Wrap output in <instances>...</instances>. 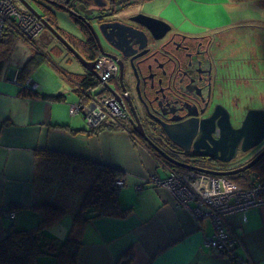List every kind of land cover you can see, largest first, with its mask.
<instances>
[{"label": "crops", "instance_id": "1", "mask_svg": "<svg viewBox=\"0 0 264 264\" xmlns=\"http://www.w3.org/2000/svg\"><path fill=\"white\" fill-rule=\"evenodd\" d=\"M131 1L128 7L135 4ZM233 1L237 4L233 6L251 1L264 10V0ZM39 39L34 43L47 56L44 62L20 78L35 51L30 43L19 40L0 75V241L12 230L35 229L42 210L35 207L45 203L66 211L44 235L55 243L65 241L98 165L121 172L117 179L123 185L116 192L120 205L130 213L122 218L95 216L87 222L75 264H234L206 245L205 240L215 232L210 218H197L178 206L168 190L150 181L166 178L170 168L144 142L124 129L95 133L83 116L72 114V104L83 99L72 75L84 70L71 73L59 68L57 57L72 54L66 48L62 54L61 43L48 31ZM18 44H22L20 54L13 56ZM41 67H45L43 75L35 74ZM26 87L39 95L24 96ZM61 95L60 100L51 98ZM9 212H14L13 220L7 217ZM245 215L246 220L241 213L227 219L228 230L240 240L238 264H264V206ZM36 264H59V260L52 254H40Z\"/></svg>", "mask_w": 264, "mask_h": 264}, {"label": "flooded vegetation", "instance_id": "2", "mask_svg": "<svg viewBox=\"0 0 264 264\" xmlns=\"http://www.w3.org/2000/svg\"><path fill=\"white\" fill-rule=\"evenodd\" d=\"M64 1L60 0L61 3ZM77 1L79 0H70L71 8L76 12ZM103 1L107 3L106 9L113 12L111 21H119L123 25L147 34L146 39L138 34L136 36L138 43H129L124 51L116 49L107 42L110 52L105 50L106 54H104L112 57L111 64L116 68L108 84L114 94L105 91L100 97L109 98L117 107L118 123L124 130L144 142L152 153L169 163L168 166L160 160L168 168L171 166L175 170H184L195 175L207 173L177 166L164 157L196 169L230 172L246 166L264 152L263 139L259 145L246 152L242 151L240 145L234 159L221 162L193 154V147L185 152L172 143L164 128L190 121L196 122L199 129L194 136V142L200 135L201 124L209 120L210 122L207 123H212L214 126L211 138L217 140L221 136L223 126L238 129L250 109H264L262 101L264 92L259 97L261 106L251 107L241 102L239 93L241 89L246 88L244 78L239 81V93L232 87L233 69L234 73L241 71L245 63H242L245 54L251 46L254 47L251 39L248 47L246 37L248 34L239 30L246 24L203 31H187L179 27L174 28L175 25L170 24L171 31L156 40L143 26L130 20L138 13L124 16L125 11L118 9L116 0ZM80 2L86 5L95 4V1L88 0H80ZM75 38L74 43L77 41L82 43L84 40L83 37ZM99 54L103 55L101 52ZM256 72L264 77V67ZM141 130L144 133L142 136ZM146 138L151 145H147ZM263 165L264 156L253 167L234 176L256 173L264 178L258 172Z\"/></svg>", "mask_w": 264, "mask_h": 264}, {"label": "built area", "instance_id": "3", "mask_svg": "<svg viewBox=\"0 0 264 264\" xmlns=\"http://www.w3.org/2000/svg\"><path fill=\"white\" fill-rule=\"evenodd\" d=\"M6 26L19 31L27 41L35 40L44 29L41 21L20 0H0V43ZM111 59L112 57L104 54H99L95 59L94 69L102 90L109 84L116 70L111 64ZM92 89L84 91L83 99L72 104V114L83 116L92 128L103 124L118 125L117 107L109 98L93 94ZM150 181L153 185L168 190L178 206L187 209L197 218H210L214 223L215 232L205 240L206 245L225 254L231 261H235V264L241 262L236 255L240 240L228 230L227 219L231 215L241 213L246 220L245 214L248 210L264 206L262 176L256 173L246 175L242 177L243 185H239L229 177L179 173L170 169L166 178L153 177ZM122 185L123 181L117 179L114 184L116 191ZM14 215V212L7 213L10 220L14 219Z\"/></svg>", "mask_w": 264, "mask_h": 264}, {"label": "trees", "instance_id": "4", "mask_svg": "<svg viewBox=\"0 0 264 264\" xmlns=\"http://www.w3.org/2000/svg\"><path fill=\"white\" fill-rule=\"evenodd\" d=\"M129 0H116V6L119 10L125 9L129 6L127 4ZM147 0H132L133 3H141ZM48 10V9H46ZM49 22L56 28H58L56 19L53 14L49 13ZM72 18L80 25L82 32L84 33L83 42L77 41L75 37L66 33L65 31H59L62 35L73 45V47L88 61H93L99 55L97 43L90 33L86 23L74 15ZM19 40H24L31 44L34 48L33 56L22 68L20 78H26L35 68H37L42 62L47 59V56L41 51L34 41L25 40L19 31L14 30L10 26H6L3 34V38L0 43V75L11 57L14 46ZM46 57V58H45ZM67 75V74H66ZM79 86L76 92L83 97V92L98 86V80L89 73L81 75H72ZM24 96H38L37 91H33L31 88H24L22 90ZM52 99H62L61 96H53ZM121 130V125H109L103 124L98 128H93L92 131L95 133L102 132L104 130ZM156 155V154H155ZM157 158L162 160L158 155ZM169 166L165 160H162ZM87 165H96L85 162ZM171 169H173L170 166ZM96 176L90 181L89 189L79 205L74 221L73 229L69 237L62 243H55L48 239L44 235V231L57 223L61 217L65 214V209L54 203L40 204L35 209L41 210V219L38 226L33 230H12L3 240L0 241V264H36V257L40 254H52L55 255L59 264H75L76 252L81 244L80 235L83 227L93 217L109 216V217H126L130 213V209L123 208L120 205L118 195L115 189V180L121 178V172L107 166H96ZM175 170V169H173ZM178 171V170H176ZM188 171H179V173H187ZM264 176V165L258 171ZM248 175V173H244ZM244 174L239 176H230L229 178L233 181L243 184L242 177ZM41 207V208H39ZM94 213V214H93ZM92 214V215H90ZM129 255V254H128ZM128 257V256H127ZM127 260L126 263H128ZM236 263L235 261H231Z\"/></svg>", "mask_w": 264, "mask_h": 264}, {"label": "water", "instance_id": "5", "mask_svg": "<svg viewBox=\"0 0 264 264\" xmlns=\"http://www.w3.org/2000/svg\"><path fill=\"white\" fill-rule=\"evenodd\" d=\"M20 1L37 19L41 21L44 26L43 30L51 33V35L58 42H60L81 64L84 70L82 74L89 73L90 75L98 78V75L94 69L96 61L86 60L62 35V33L59 31L60 28L58 25L56 8L64 9L70 12L71 15H74L80 20L84 21L93 38L95 39L99 51L103 54H106V51L100 40L101 35L109 44L120 51H124V48L126 46L128 47L129 43L131 42L135 44L138 43V41L136 40V36L138 34H140L144 39L147 38V34H145L144 32L136 30L133 27L123 25L119 21H111L110 17L113 12L106 9L107 3L103 0H88L89 2L95 1L94 5H88L94 6V8H91L93 11L96 8L98 11V14L94 15V17L92 18H84L82 16H79L78 13L71 8L70 0H65L64 3H61L60 0H33L39 6V9L41 11H37L28 0ZM49 13L54 15L58 28L54 27L49 22ZM130 20L140 26H143L156 40L163 38L172 29L171 25L167 21L144 13H138ZM105 91L114 94V91L109 87L108 84L103 90H101L99 94L101 95L103 92L105 93ZM207 122L210 121L207 120ZM207 122L201 124L200 135L194 142V136L199 129V125L196 122L190 121L186 124L177 126H165L164 128L167 136L172 141V143L182 148L185 152L190 151L191 147H193V154L209 157L221 162H228L234 159L237 155L240 145L242 151L246 152L251 148L259 145L264 139V109H250L245 116L242 125L238 129H230L229 126H223L221 136L217 140L211 138L214 126L212 123L209 124ZM140 133L141 136L144 135L142 130L140 131ZM146 140L147 145H151L147 138ZM201 149H204V151H201ZM157 150L159 151V149ZM263 156L264 152L246 166L230 172H212L196 169L187 165H183L175 161L174 159H170L167 157L164 158L177 166L185 167L210 175L227 177L237 175L238 173H242L247 169L253 167ZM121 264L125 263L122 262Z\"/></svg>", "mask_w": 264, "mask_h": 264}, {"label": "rangeland", "instance_id": "6", "mask_svg": "<svg viewBox=\"0 0 264 264\" xmlns=\"http://www.w3.org/2000/svg\"><path fill=\"white\" fill-rule=\"evenodd\" d=\"M32 6L37 10L39 6L33 0H28ZM198 2L202 4H198ZM234 3V1L232 0ZM243 2V0H242ZM248 1L238 6L237 4L231 3L230 0H147L141 4L132 5L124 9V16L134 15L137 13H144L150 16H157L167 21L171 25H175L174 28H181L187 31H203L205 29H215L222 25H229L235 22L245 24L250 22L251 25H242V32L248 34L247 41L248 47L252 43L254 47L248 49L251 53L245 54V59L242 63L241 71L234 73L232 71V87L233 90L239 93V81L244 78V84L246 88L241 89L240 97L241 102L247 106H261L259 97L264 92V77L257 74V70H262L264 67V45L263 49L260 48V44L264 39V10H260L255 7V3ZM75 5L79 16L92 18L96 14L97 8L93 11L89 8V5L77 1ZM231 3V4H230ZM204 4V5H203ZM91 5H94L92 3ZM231 5V7H230ZM94 8V7H93ZM58 25L61 30H64L68 34L74 37H84V33L81 30L80 25L71 17L70 12L64 9L56 8ZM256 23V25H253ZM44 31V30H43ZM42 31V32H43ZM40 33L36 39L41 37ZM262 35V36H261ZM42 39V38H41ZM41 39L37 40L41 42ZM249 39L254 40L250 43ZM100 40L107 52H110V46L104 37L101 35ZM24 41V40H23ZM34 41V40H33ZM258 42L259 44H257ZM264 42V41H263ZM247 45V44H246ZM22 44H18L14 50L13 56L20 54ZM50 47V46H49ZM62 54L65 51V47L62 46ZM50 49V48H49ZM61 55V54H60ZM256 56L253 58L252 56ZM57 65L59 68L66 70L71 73L83 72L81 64L72 56L65 53L62 57H57ZM67 59H70L68 61ZM45 67H41L35 74L43 75ZM31 88V87H30ZM102 90L101 86L93 88L91 92L96 94ZM264 103V97H262Z\"/></svg>", "mask_w": 264, "mask_h": 264}]
</instances>
